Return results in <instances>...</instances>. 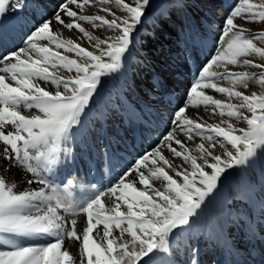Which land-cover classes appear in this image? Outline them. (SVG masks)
Listing matches in <instances>:
<instances>
[{"label": "snow or ice", "instance_id": "6c2138e0", "mask_svg": "<svg viewBox=\"0 0 264 264\" xmlns=\"http://www.w3.org/2000/svg\"><path fill=\"white\" fill-rule=\"evenodd\" d=\"M30 3L22 46L0 47V264H201L199 238L215 247L232 205L203 231L201 218L231 178L233 202L247 201L231 223L264 233V91L247 94L250 80L264 89V0L227 6L214 54L170 104L160 139L108 184L79 192L71 173L61 175L76 160L63 145L83 128L84 148L110 157V143L95 144L83 116L122 73L154 0H58L51 12L38 11L41 0H0V20ZM165 84L157 74L148 89ZM126 101L118 96L112 112Z\"/></svg>", "mask_w": 264, "mask_h": 264}, {"label": "rangeland", "instance_id": "374dc122", "mask_svg": "<svg viewBox=\"0 0 264 264\" xmlns=\"http://www.w3.org/2000/svg\"><path fill=\"white\" fill-rule=\"evenodd\" d=\"M232 2L233 0H201L197 6L193 7L192 0H154V11L150 13L149 18L141 27L137 36V47L133 49L132 54L128 57L122 69V73L114 79H109L106 82L107 93L105 96H109V102L114 104L118 96H127L129 97L130 102L138 108L145 104L147 106H152V109H156L152 111V116H154L155 121L158 122L156 118L157 115H155L156 111L158 112L160 115V117L158 116L160 118L159 121L163 125L162 131H164L166 127L165 122L169 113L167 107H169L170 104L174 106L176 98L183 93L185 85L193 80L197 67L205 60L209 51L211 50L214 54V46H218L217 41L219 38L217 25L220 24L223 13L227 10V6ZM41 5V8L46 7V3L44 2L41 3ZM28 10L27 13L31 14L33 11V5L31 3L29 4ZM86 11L88 14H94L96 9L91 8ZM23 16L24 15H22V17ZM22 17L19 20L14 17L9 18L8 26L11 28L12 26L20 28V26L24 24V21L27 20L26 14L24 19H22ZM181 24L185 25L183 29L181 28ZM87 27L90 29V26ZM255 27L259 28L260 26L257 25ZM101 31L102 30H97L94 34H99ZM109 34L110 33L103 32L104 36ZM63 35L65 38H69L72 34L65 30ZM11 43L14 42L11 41ZM234 70L247 71L249 73L258 71L245 66H236L234 67ZM157 74L164 78L166 84L164 88L156 89V92L152 93L149 91L148 85L154 83ZM248 83L249 89L247 94H250L252 91H264V89H261L255 81L250 80ZM120 84H122V91H120V89L118 90ZM134 94H136L138 98H135ZM216 98L226 99V97H223L218 93L216 94ZM127 106L125 104V107L122 110L125 111ZM192 111H195V109ZM201 111H203V109H201ZM119 115H121L119 111L113 113L112 109L108 112V116L114 118L116 121H118L117 116ZM218 120L219 117L208 116L209 123H216ZM107 122L106 125L115 126L114 128L121 125L109 118L107 119ZM233 123L237 127H247L246 123L243 121L237 122L233 120ZM97 124L98 123L96 122V125ZM99 128L101 127H99L98 124L97 132H99ZM98 137L99 136H96L95 138L96 144L101 143ZM157 137L158 134H155L156 141L160 139ZM196 142H198V138ZM192 143L193 142H191V144ZM115 144L116 146H120L117 142ZM65 146L69 147V145ZM72 147H74L73 149H78V145L76 144L72 145ZM79 148L85 150L83 144L80 145ZM145 151L146 147L144 152ZM84 156H88V154L86 153ZM124 160H126V157ZM173 160L175 163H180L176 158H173ZM256 179L259 181L258 170L256 172ZM233 182L236 186L235 179ZM100 184L101 182H98L97 186H100ZM75 188L76 191L79 192V189L76 186ZM231 221L232 219L229 220L226 225L228 235L231 230H233V227L238 228L231 223ZM201 222L202 218L200 224ZM259 223L260 222H258V224ZM241 229L243 232V227H240L238 230L241 231ZM259 236L263 238L264 242V234L259 228H257L255 237ZM255 237L250 235L249 240L251 241L253 238L256 239ZM193 243H197V241L194 240ZM255 249L260 253L257 260H259L258 263H261V261H263V252L258 246ZM75 250L77 251V249ZM205 259L210 260V256H205ZM221 260H225V258Z\"/></svg>", "mask_w": 264, "mask_h": 264}, {"label": "bare ground", "instance_id": "6f19581e", "mask_svg": "<svg viewBox=\"0 0 264 264\" xmlns=\"http://www.w3.org/2000/svg\"><path fill=\"white\" fill-rule=\"evenodd\" d=\"M43 2L46 3V7L40 8L38 11H44L47 8V11L51 12L57 4V0H41V3ZM28 9L29 7L26 8L23 13L14 14L9 12L7 16L5 15L3 19L0 20V47H2L4 50L15 48L17 45L22 46L21 37L23 36L24 31H26L25 24L21 25L20 28H15L13 26L11 28L8 26V21L11 17L19 20L22 15H24L22 17V19H24L26 14V19L29 21L27 27H30L33 11L31 12L30 10L32 15L28 14ZM11 41L14 43H11ZM121 85L122 84L118 86V90L120 89V91H122ZM106 93L107 87H105V89L102 91V95L96 98L95 103L97 106L94 103L92 109L83 116V121L84 126L95 130L101 143H110V157H105L102 154H98L95 147H93L90 151L88 149L82 150V148H79L80 145H82L81 136L83 133V128L75 133L74 140L69 139L63 145L64 148L71 150V152L76 156V160L75 163L69 168L62 169L61 175H64L65 173H71L72 178L76 180L75 186L79 189V191L81 188L92 189L93 185L99 187V185L97 186V183L100 179L101 184H108L110 180L116 177L117 173H119L123 167L136 159L139 154L144 153L145 147L146 151H149L150 146H152L157 140L155 139V134H158L157 138H160L161 133L163 132V125L159 121L160 115L156 111L155 115H157L156 118L158 120V122H156L154 116H152V111L156 109H152V106H147L146 104L138 108L133 103L126 101L125 104L128 106L126 107L125 111L122 109L119 111L121 115L117 116L118 121L109 117L108 112L111 111L114 104L109 102L110 98L109 96H105ZM134 96L135 98H138L136 94H134ZM121 97L123 98V96ZM167 111H169V107H167ZM108 118L121 125H118L117 128H114L115 126L112 125H106L108 123ZM96 122L99 124V127H101L99 128V132H97L98 124L96 125ZM116 142L120 146H116ZM74 144L78 145V149H73L74 147H72V145ZM189 144H191V142H189ZM65 145H69V147ZM86 153L88 156H84ZM125 157L126 160H124ZM233 180L234 178H231L226 181L221 188L222 196L209 203L206 213L202 217V222L200 224L201 231L204 230V227L207 225L208 219L210 217L221 213H227L229 210V205H232L233 215L231 217H227L228 221L235 219L236 209H240L242 211L245 210L244 205L247 204L246 200L234 203L230 196V193L235 192L236 190ZM225 197L228 198L227 203H225ZM237 201H239V197H237ZM253 215L255 217L256 224L261 222L258 208L254 209ZM79 219L82 221L84 218L81 217ZM100 227L102 228V226ZM239 228L240 227H233V230H231L228 235L227 227L225 226L223 236L219 242L216 243L215 247L211 246V244H209L205 238H200L198 247L200 249L199 259L201 264H264L263 238L260 236L255 237L256 239L250 238V241L249 236L252 234L249 231H246L248 229L243 227L244 230L242 232V229L241 231L238 230ZM257 246L260 247L263 252V261H261V263H258L259 260H257L258 255H260V253L255 249ZM75 249H77L75 246H71L70 248L73 254L77 255V251ZM205 256H210V260H206ZM223 258H225V262L221 260ZM178 259L186 260L187 257L180 255Z\"/></svg>", "mask_w": 264, "mask_h": 264}]
</instances>
